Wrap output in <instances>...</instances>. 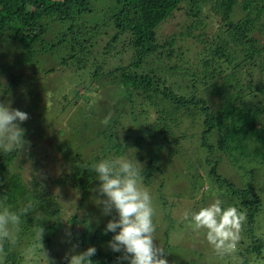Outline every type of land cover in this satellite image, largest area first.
Returning a JSON list of instances; mask_svg holds the SVG:
<instances>
[{
	"label": "trees",
	"instance_id": "obj_1",
	"mask_svg": "<svg viewBox=\"0 0 264 264\" xmlns=\"http://www.w3.org/2000/svg\"><path fill=\"white\" fill-rule=\"evenodd\" d=\"M189 2L190 8L184 10V0H115L113 35L106 40L104 55L130 52V57L126 66L107 70L106 63H99L98 53L92 52L96 50L98 36L92 41L91 30H88L87 41L79 25L84 12L95 8L91 0H0V101H11L12 108L30 116L20 125L26 129L24 139L30 142V155L0 152V196L7 194L8 203L14 209L30 198L38 201L32 214L26 217L19 243L10 251L7 264H25L24 249L33 238V217L37 216L41 220L36 223L45 230L44 249L56 264H66L67 250L62 248L59 254L62 238L69 247L76 245V252L95 246L97 254L91 258L93 264H127V261L118 260L120 253L107 247L115 233H105V226L117 214L112 212L106 217L102 214V205L97 207L89 200V195L98 193L99 181L94 172L82 169L81 165L113 159L108 157L109 153L114 157L134 155L136 160L144 162L143 186L146 189L150 190L159 175L162 177L154 194L160 205L165 206L168 198L161 189L171 171L167 169L170 157L178 155L176 150L169 152L168 147L171 143L180 145L179 140L183 139L192 140L198 148L199 156L195 159L200 160L198 165L203 171L198 165L191 166L188 174L174 168L177 173L172 180L183 181L185 187L182 193L176 194V203L172 202L175 214L168 216L165 209L162 211L161 228L164 230L159 245L166 252L165 258L169 264H197L195 259L203 256V250L193 253L178 250L174 244L179 243H173L171 235L175 233L181 239L182 232L188 242L196 236L201 245L206 242L211 247L202 236L205 230L194 232L181 218L185 211H198L208 200L213 202L219 198L225 202V207L231 204L247 211V223L239 245L243 264H264V197L262 199L255 189L243 187L242 182L229 180L225 168L235 170L239 176L240 171L246 176H264V0ZM208 3L225 23L228 37L212 41L208 50H199L200 66L193 68L195 62L182 61L183 53L175 47L177 39L191 36L193 28H199L202 22L193 21L179 36L172 34L164 39L158 36L163 25L182 12L185 17H197L200 5ZM236 6L245 12V17L233 22L230 18ZM91 32L96 30L92 28ZM120 36L126 41L116 45ZM194 38L201 40V34ZM242 53L244 61L226 73L231 59ZM46 56L55 57L58 67L43 70L42 75L38 64ZM148 56L166 63L167 70L175 76L183 73L181 82L166 85V78L155 71L138 74L143 59ZM55 71L70 78L64 80L65 84L58 81L56 88H49L46 80L53 79L49 72ZM106 84L111 87L110 94ZM68 85L74 88V93L66 106ZM196 89L201 90L200 93ZM58 90L65 93L64 97L58 95ZM49 93H52L51 108L47 107ZM85 93H90L88 98ZM105 95L107 100L102 104L95 101ZM89 99L93 104L87 103ZM79 103L87 110H78L85 120L76 132L84 141L87 138L84 131L95 133L100 141V154L94 155L92 151L86 159L66 142L60 145L65 149L63 164L67 165L72 158L80 167H71L68 174L60 177L47 176L42 171L45 163L39 159L42 150L38 149V153L35 145L43 134L41 128L46 115L50 113L58 120L63 111L68 107L74 109ZM150 111L156 115L153 123L147 122ZM109 116V123L102 124L101 121ZM141 118H144L146 131L129 146L127 140L119 143L117 128H124L126 122L130 124L128 131H132L133 121ZM51 124L50 121L47 127ZM159 155L163 159L155 160ZM55 187L66 189L70 201L64 193L54 194ZM195 202L197 206H192ZM65 230L70 231V237L65 235ZM60 231L64 236L55 242ZM191 254L194 259H190ZM38 255L39 264H45L42 254ZM208 255L219 264H233L231 257H218L212 247Z\"/></svg>",
	"mask_w": 264,
	"mask_h": 264
},
{
	"label": "rangeland",
	"instance_id": "obj_2",
	"mask_svg": "<svg viewBox=\"0 0 264 264\" xmlns=\"http://www.w3.org/2000/svg\"><path fill=\"white\" fill-rule=\"evenodd\" d=\"M115 0H91V4L95 6V8L92 11H86L84 14L81 16V20L79 21L80 28L83 29L84 35L86 40H89V37L92 38V41H95L97 36L98 40L96 43V50H92V52L96 51L98 53V59L100 60V64L103 65V63H106V69L109 70L111 67L115 66H126V64L129 61L130 57V52H123L122 55L117 54L116 52H111L109 55H104V46L105 43L108 40V37H111L113 35V27L115 23ZM189 0H184V3H186L183 6L184 10H188L190 8V2L187 3ZM118 7V5H117ZM114 17V18H112ZM245 17V12L238 6H236L233 9V13L231 15L230 21L233 22H238L244 19ZM193 21L197 22H202L201 26H198L199 28H193V31L191 32V36L189 37H184L183 39H177L176 47L175 49L181 51L183 53L182 61H191L193 64V68H196L200 66V59L202 56H199V50H202L204 48H207L210 46L212 41H218L219 38H226L228 37V34L225 32L226 30V25L224 22L221 21L220 17L215 14V11L212 7V4H206V5H200V10L199 14L197 17H185L184 12L179 14L175 19L171 20L170 22L166 23L163 25L161 28L158 37H161V39H164L165 37L172 35V34H177V36L180 35V33H185L187 26L192 23ZM264 21V18L262 19ZM87 29H86V28ZM92 28L96 30L95 33L91 32ZM90 31V35L88 37L87 31ZM201 34V40H197L196 36ZM121 37V36H120ZM263 40V39H262ZM126 41V38L123 36L119 38L118 42L116 45H123V43ZM204 41V43H203ZM126 44V43H125ZM126 46V45H124ZM205 52H208V51ZM63 50H61L62 52ZM116 53V54H115ZM59 54V53H58ZM132 54V53H131ZM141 57H143L142 53H140ZM112 57V58H111ZM235 59H231L230 64H228L229 69L226 70V73L229 72L230 69H234L238 66L239 63L244 61V54H236ZM177 61V60H176ZM58 62L55 57H49L46 56L42 61L39 62L38 68L40 74H44L43 70H51L53 68L58 67ZM103 62V63H102ZM178 62V61H177ZM167 65L163 61H157L154 60L153 57H145L143 59V64L141 68L137 70V73L140 74L142 71H155L158 76L163 78H166V85L168 84H176L181 82V75H173L167 70ZM57 69V68H56ZM43 71V72H42ZM48 72V71H47ZM53 74V79L48 78L46 81L49 84V88H56L58 83H66L64 80L69 79L70 76H65L62 72H49ZM242 73V72H241ZM48 77V76H47ZM59 81V82H58ZM74 81V79L72 80ZM71 83V82H69ZM108 84H106L107 87ZM102 87H104V83L100 84ZM81 88V87H80ZM79 88L78 91H81ZM68 93L66 97V106H68V103L70 102L71 96H73V90L72 86L68 85ZM111 89V87H107V90ZM201 90L196 89L197 93H200ZM112 90L108 91V94H110ZM58 95L60 97H64L65 93H62L61 90L57 91ZM87 95H90V93H85ZM79 100V99H78ZM105 100H107V96H99L98 99L95 101L98 103H103ZM88 104H93V101L89 99L87 102ZM97 104V103H96ZM78 110H87L85 108V105L83 107V103H79L76 108L68 107L65 111L61 113L57 118L58 120H55V117H51L50 113L48 116L46 115V120L41 128V132L43 133L41 135V138L36 140V148L37 152L38 149L42 150V156L40 159L41 163H45L44 168H42L43 172H46L47 176H55V177H60L63 176L64 174H68L69 170L72 169L71 167H80V163H76L72 161V158L69 160V162L63 164L65 160H63L64 155H65V149L64 147L60 146L65 144L66 142L70 146L71 149H77L76 153L81 155L82 157H86V159H89L90 153L93 151L94 155L96 153H99L100 149V141L95 137V133H92L91 131L88 133H85L84 131V136H86V140L84 141L82 138H80V135L76 132L81 126L82 123L84 122V118L80 116V113ZM103 110L100 111V114H102ZM149 119L147 120L148 123H153L155 121L156 115L153 113V111H150L149 113ZM56 118V119H57ZM144 118H141L140 120L136 119L133 121V130L128 131L130 124L124 122L125 127L123 128H117L118 130V135H116L117 139L119 140V143L123 144V141L127 140V146L130 144H133L135 139L142 135L146 131V126H145V121L142 120ZM52 122L50 127H47V124ZM106 129V128H104ZM184 130V129H183ZM182 130V131H183ZM83 131V130H82ZM46 133V134H45ZM95 137V138H94ZM127 138V139H126ZM180 145L173 144L171 143L170 146L168 147L169 152H173L176 150L178 152V155H173L170 158V165L167 167V169H171V171L167 174L168 177L164 182V186L161 189V192L168 198V204L163 206L160 205V202L154 194L155 189L160 186V182L162 180V177L159 175L157 178V181L153 182L152 185L150 186V194L152 195L153 198V207L155 210V214L153 216V222L156 225V232H155V242L157 243L158 246L162 241L163 234L162 231L164 230V227H162V216L163 213L162 211L165 209L166 213H168V216L175 214L174 210L172 211L174 205H172V202L174 200H177V195L182 193V190L185 187V183L181 180H172L173 176L176 175V170L175 169H180L183 173L188 174L189 170H192L191 166L193 165H198L199 161L196 160L195 158L199 156V150L195 146L192 140H179ZM64 146V145H63ZM60 148H63V151H59ZM247 148V147H246ZM33 151V150H30ZM25 155H30V153L27 151ZM165 155V153H164ZM163 155V156H164ZM128 156V155H126ZM237 156V154H236ZM108 157L111 158H117L114 157L111 153L108 154ZM239 157V156H238ZM164 158H167L165 156ZM155 160H161L163 158L160 157V155L157 158H154ZM28 160V159H27ZM137 161L143 165V161H139L137 158ZM196 161V162H194ZM194 162L193 164H191ZM191 164V165H189ZM70 166V168L68 167ZM175 168V169H174ZM198 168L203 171V167L198 165ZM206 168V166H205ZM229 174L226 176L229 180L232 181H237V182H242L243 187H250V189H255L256 192H259L261 195V198L263 199L264 197V176L256 177V176H246L244 172L240 171V176L235 172V170H230L228 167H225ZM173 169V170H172ZM179 171V170H178ZM27 175V172L25 173ZM53 176V177H54ZM241 178H243L241 180ZM187 181V180H186ZM186 185H188L186 183ZM52 192L54 194H59V193H64L65 198L70 201L68 196L65 194L67 193V190L64 188H57L55 187L52 189ZM255 192V191H253ZM258 195V194H257ZM186 196V195H185ZM98 198V193L96 195H89V200L93 201L95 203V206L100 207L101 205L96 203V199ZM198 198V197H197ZM196 200V199H195ZM197 201V200H196ZM92 202V203H93ZM176 203V201H174ZM214 202V200H213ZM210 200H208L207 205H210L211 203ZM189 203L191 204L190 200ZM89 204L85 207L86 211L88 209ZM192 206H197V203L195 202ZM67 210V209H66ZM89 210V209H88ZM69 212V211H68ZM97 213H101L100 211L95 210ZM115 213V210L113 211V215ZM183 216V214H182ZM108 217V215L106 216ZM104 217V218H106ZM117 218V215H116ZM181 220H183L181 218ZM167 224V223H166ZM165 224V225H166ZM177 227V226H176ZM175 227V228H176ZM177 231V230H176ZM174 231V232H176ZM64 232H68V230H65ZM64 232L60 231V234H57L55 236V242H57L58 238H61V236H64ZM202 236H205L204 233H202ZM171 240L173 243H179V244H174L178 250L185 251L187 253H193V252H198L203 250V256L200 259H195L197 261V264H217L218 261L208 255V250L211 249V247H208L206 245V242L203 243L202 245L199 242V239L194 236L190 242L186 239L184 234L181 232V239L179 237H176L175 233L171 235ZM61 246L59 248V254H61V249L63 248L64 250H67V253L69 252L71 247H69V244H66V239L62 238L61 241ZM210 246V245H209ZM193 247V248H192ZM203 247H208L206 250ZM193 250V251H190ZM210 253V251H209ZM193 258V255L191 254L190 259ZM194 259V258H193ZM170 263V262H169ZM172 263V262H171ZM219 264V263H218Z\"/></svg>",
	"mask_w": 264,
	"mask_h": 264
},
{
	"label": "clouds",
	"instance_id": "obj_3",
	"mask_svg": "<svg viewBox=\"0 0 264 264\" xmlns=\"http://www.w3.org/2000/svg\"><path fill=\"white\" fill-rule=\"evenodd\" d=\"M52 93H49L47 107L51 108ZM11 101H0V152L4 154H25L30 142L25 140L26 129L20 125L30 119L28 113L12 108ZM110 116L101 121L107 125ZM82 169L94 172L99 181L96 203L102 205V214L111 215L113 210L117 218L111 219L105 226V233H115L108 242V249L120 253L119 261L127 264H169L166 252L155 242L156 225L153 222L155 210L149 190L143 186V165L134 158L121 155L114 159H101L91 164H82ZM38 201H28L18 208L8 203V196H0V264H7L10 251L20 239L26 217L32 214ZM222 199H215L198 211H185L183 221L192 231L205 230V238L220 257H231L233 264H243L239 255L242 233L247 223V211L234 205L224 206ZM33 238L24 249L25 264H39L42 254L45 264H56L55 259L47 256L43 245L44 228L33 217ZM119 229V231H117ZM71 236L70 231L65 233ZM76 245L66 254V264H93L92 257L97 254L95 246L76 252Z\"/></svg>",
	"mask_w": 264,
	"mask_h": 264
}]
</instances>
